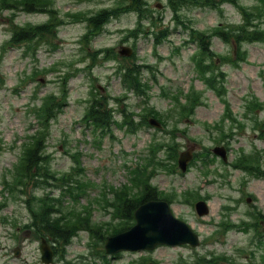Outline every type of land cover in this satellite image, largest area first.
<instances>
[{"label":"rangeland","instance_id":"rangeland-1","mask_svg":"<svg viewBox=\"0 0 264 264\" xmlns=\"http://www.w3.org/2000/svg\"><path fill=\"white\" fill-rule=\"evenodd\" d=\"M10 1L8 5L0 0V264H42V237L26 227L33 223L34 212L56 210L58 216L67 210L83 213L87 206L88 228H80L67 245L45 237L54 245L55 264H264V223L255 217L264 216V178L232 167L240 156L253 154L264 171V41L238 46L214 34L240 25L243 10L254 14V28L264 32V8L258 0H209L208 6L196 0L197 5L181 8L178 23L168 0H147L159 18V44L145 33L151 24L139 23L138 13L119 0H49L47 7L32 12ZM117 5L121 9L113 13ZM48 10L58 21L54 33L11 42L13 29L45 24ZM103 10L104 25L90 31L86 19ZM192 29L207 36L210 55L202 62H214L220 97L197 70L199 43ZM122 46L133 50L129 58L117 54ZM237 49L245 54L244 61H237ZM133 64L140 68L144 84L140 95L123 85L116 71ZM212 75L208 70L205 78ZM51 94L61 107L47 121L42 137L50 173L47 185L29 181L11 194L6 188L15 181L25 148H31L44 127L37 120L38 108ZM92 95L105 99L118 124L124 122L123 113H131L138 124L152 107L157 115L147 120H157L161 128L144 123L131 131L133 126L111 123L110 130L95 131L82 120ZM194 96L199 104L192 112L183 110ZM252 102L258 103L255 111L249 109ZM166 143L175 144L177 157L195 148L185 173L177 169V157L173 163L172 150L155 148ZM215 147L224 148L227 162L212 153ZM156 160L162 164L150 184L169 202L172 214L198 236L199 247L105 254V240L124 226L115 208L107 205H115L112 191H138L139 183L131 184L130 176L134 179L146 161ZM62 175H69L68 189ZM198 201L206 203L208 215L196 214ZM205 256L209 263L198 260Z\"/></svg>","mask_w":264,"mask_h":264},{"label":"trees","instance_id":"trees-1","mask_svg":"<svg viewBox=\"0 0 264 264\" xmlns=\"http://www.w3.org/2000/svg\"><path fill=\"white\" fill-rule=\"evenodd\" d=\"M14 1V0H13ZM120 2H123L125 4V8L130 11H135L139 15V23L141 21H145L148 24H151V26H147L145 29V33H151L154 35V40L156 44H159L158 39H160V33L158 32V29H156V22L158 21V17L155 18L152 14V10L148 6L147 0H119ZM209 0H205L204 4H201V6H208ZM1 2H6V4L10 3V0H1ZM258 2L262 5L261 8H264V0H258ZM15 5L19 4L22 7V10L25 12H32L34 10H37L38 8H45L49 4V0H15ZM168 7L170 8L172 12V16L174 18V21L177 22V19L180 16V11L183 6L186 5H197L196 0H168ZM10 5V4H8ZM121 9V5H117L116 8L113 9V13H118ZM259 11V9H258ZM48 14H50V18L48 21L37 27H28V29L22 28L19 30L13 29V34L11 38L12 43H19L22 41H28L30 42L32 37L37 34H51L54 33L55 23L58 21L56 20V17L54 16V12L48 10ZM109 15V14H108ZM107 17L106 10H103L99 12L96 15L90 16L86 19V22L88 23V26L91 27L90 31L94 32L99 29L101 25H104L105 19ZM242 23L237 26H233L229 29H221L216 30L214 34H218L221 38H223L227 43L233 42L236 45L240 46L244 42H261L264 41V32L257 30L254 28L253 19L254 14L252 12H249L247 10L242 11ZM63 22H59V24H62ZM178 23V22H177ZM141 24H139L140 26ZM58 26V25H56ZM156 29V30H155ZM131 35L134 32H130ZM195 35L196 41L199 43V50H198V58L196 59L197 63V70L201 74L202 78L205 79V82L208 84L209 88L215 91V94L220 97L222 86H219L216 84V72L215 70H212L214 68V62L211 61V63L204 64L202 62L203 58L209 57V47L207 46V36L205 34L196 31L193 29L191 30V36ZM86 37V36H85ZM239 50L237 49V52ZM110 52H107V55H109ZM245 54H241V51L238 52L237 61H244ZM226 61L225 58H222ZM210 70L212 72V75L210 78H205V75L207 71ZM118 74L121 77V82L123 85L128 87L130 91H135V93L139 94V89L141 87H144V84L140 80V68L138 66H135L134 64L131 66H123L122 68H117L116 70ZM260 77L263 81L264 85V70L261 71ZM140 95V94H139ZM175 99V97H174ZM188 101V105L183 106V110L187 112H192L194 107L199 104L197 96L191 97ZM105 99L103 97H97L96 95H92L90 98L89 107L87 109L86 114L82 118L83 121L87 122V126H93L95 131L100 130L102 133L110 130L111 123L116 124L117 126H133L131 131L134 130V128L138 127L142 124H147V117L150 116H156L157 112H155L154 108L148 107L147 114L141 115L142 122H139L138 124H135L132 119L131 113H123L124 115V122L123 124H118V122L114 119L113 112H111V109L107 108L106 103L104 102ZM60 104L58 103V99L53 94L47 96L44 98L43 104L38 108V116L37 120L39 123L43 124L42 130L38 133V136L35 137L34 142L29 145L31 148H25L23 155L21 159L18 162L17 167L15 168V181L12 186H8L6 189L13 194L16 187H22L23 183H28L29 181L33 182V185L41 184V185H47L48 176L50 173L47 169V157L43 154L45 153L46 145H43V135L47 134L46 132V123L50 119L51 115L53 117L55 116V112L60 109ZM258 107L257 102H252L250 106V111H255ZM144 124V125H145ZM175 145V144H173ZM171 144H157L155 148L159 149L158 152L161 149L165 150H172V159L173 163L176 160L177 157V149L175 146ZM172 146V147H171ZM156 151H154L153 148V155H155ZM169 153V152H168ZM156 156V155H155ZM157 158V156L155 157ZM200 158V157H199ZM205 161L207 158H204ZM259 158H256L255 155H247V156H240L237 158L232 167L234 169H238L244 172H247L257 178H264V171L260 168V164L258 162ZM153 165L150 170H148L147 167L150 165ZM162 164V162L156 161H146L143 169H137L135 171L134 179L131 178V184L133 183H139L138 191L136 188H131V191H129V188H123V190L115 195V192L112 191L114 194V200L115 205L113 204H107L108 206L111 205L115 208L116 217H121L124 221L121 228L113 231L111 235L117 234L123 230L128 229L133 223L134 218L133 214L136 208L147 201L150 200H157L161 199L157 192V189L153 187L150 184V179L153 177L156 167ZM175 168V166H174ZM141 176L142 178H138ZM69 177V175H62L60 176V180H64L63 187H66L67 189L71 187L68 182H66L65 178ZM72 178V176L70 177ZM54 179V178H50ZM58 179V177H57ZM127 187V186H124ZM110 191V190H109ZM69 194H71L70 189L67 191ZM77 194V193H76ZM13 196V195H12ZM76 197V195H74ZM75 199V198H74ZM163 200L167 201L166 199L162 198ZM43 201V200H42ZM168 202V201H167ZM44 203V202H43ZM88 208H84V212H64L63 215L54 216L58 213V211L54 210L52 212H44L40 211L35 213L33 216V223L27 225L26 227L34 229V231L40 235V237H46L47 239H50V242L53 243H60L62 242L63 245H67L72 237L76 235V233L80 230L82 227H87V217L86 214L89 210ZM82 215V216H81ZM73 217V218H71ZM256 218H260L263 220L264 223V216L257 213L255 215ZM129 221V223H128ZM258 224V222H256ZM255 224V226H257ZM233 227V226H232ZM88 228V227H87ZM89 231H92V229L89 228ZM261 236V235H260ZM261 241L264 242V237H261ZM206 258V257H205ZM204 257L199 258L198 260L201 262L206 261L209 263L208 260H206ZM199 264V263H197Z\"/></svg>","mask_w":264,"mask_h":264},{"label":"water","instance_id":"water-1","mask_svg":"<svg viewBox=\"0 0 264 264\" xmlns=\"http://www.w3.org/2000/svg\"><path fill=\"white\" fill-rule=\"evenodd\" d=\"M157 7H160L157 5ZM132 50L128 47H122L119 51L121 56H130ZM149 123L159 127V123L153 119ZM193 147L182 151L178 157V168L185 172L188 163L192 160ZM213 152L220 156L223 161H227L226 153L223 148L216 147ZM195 210L198 216L208 214V208L202 201L195 204ZM135 224L127 231L121 232L107 239L105 251L108 254L118 252H139L151 251L156 246H178L190 245L195 248L199 245L198 237L187 224L176 219L165 201H150L140 205L134 212ZM41 261L44 264H52L53 253L45 240H41L39 247ZM15 255L18 251L15 250Z\"/></svg>","mask_w":264,"mask_h":264}]
</instances>
